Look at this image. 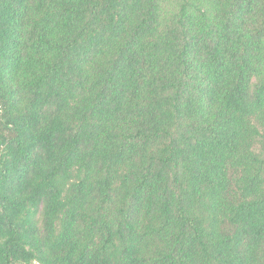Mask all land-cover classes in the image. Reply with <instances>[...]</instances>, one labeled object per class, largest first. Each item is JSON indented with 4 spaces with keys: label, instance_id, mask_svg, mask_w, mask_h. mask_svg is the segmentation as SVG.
Segmentation results:
<instances>
[{
    "label": "trees",
    "instance_id": "1",
    "mask_svg": "<svg viewBox=\"0 0 264 264\" xmlns=\"http://www.w3.org/2000/svg\"><path fill=\"white\" fill-rule=\"evenodd\" d=\"M264 264V0H0V264Z\"/></svg>",
    "mask_w": 264,
    "mask_h": 264
},
{
    "label": "rangeland",
    "instance_id": "2",
    "mask_svg": "<svg viewBox=\"0 0 264 264\" xmlns=\"http://www.w3.org/2000/svg\"><path fill=\"white\" fill-rule=\"evenodd\" d=\"M33 264H36V263H33Z\"/></svg>",
    "mask_w": 264,
    "mask_h": 264
}]
</instances>
